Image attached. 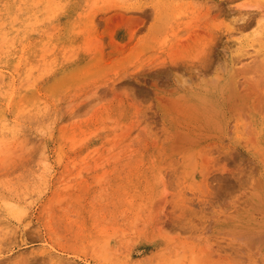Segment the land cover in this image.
Instances as JSON below:
<instances>
[{
  "label": "rangeland",
  "instance_id": "1",
  "mask_svg": "<svg viewBox=\"0 0 264 264\" xmlns=\"http://www.w3.org/2000/svg\"><path fill=\"white\" fill-rule=\"evenodd\" d=\"M263 7L0 0V264H264Z\"/></svg>",
  "mask_w": 264,
  "mask_h": 264
},
{
  "label": "bare ground",
  "instance_id": "2",
  "mask_svg": "<svg viewBox=\"0 0 264 264\" xmlns=\"http://www.w3.org/2000/svg\"><path fill=\"white\" fill-rule=\"evenodd\" d=\"M260 14L261 20L264 22V7ZM253 214L254 213H252V215ZM259 215L260 216L254 220L250 219L248 221H242V223L237 221V224L233 225L231 228L234 239L237 241L236 245L239 246L238 249L243 254H249V252L252 251L258 252L264 248V211H262V213Z\"/></svg>",
  "mask_w": 264,
  "mask_h": 264
}]
</instances>
